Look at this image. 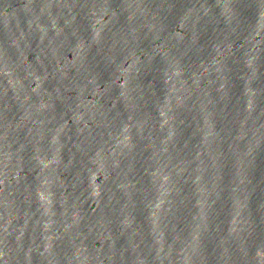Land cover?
Segmentation results:
<instances>
[{
  "label": "water",
  "instance_id": "water-1",
  "mask_svg": "<svg viewBox=\"0 0 264 264\" xmlns=\"http://www.w3.org/2000/svg\"><path fill=\"white\" fill-rule=\"evenodd\" d=\"M0 264H264V0H0Z\"/></svg>",
  "mask_w": 264,
  "mask_h": 264
}]
</instances>
